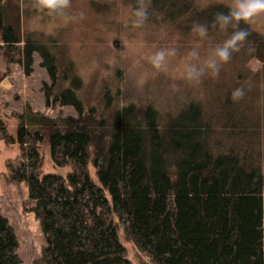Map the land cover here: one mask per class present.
<instances>
[{
	"label": "trees",
	"instance_id": "trees-1",
	"mask_svg": "<svg viewBox=\"0 0 264 264\" xmlns=\"http://www.w3.org/2000/svg\"><path fill=\"white\" fill-rule=\"evenodd\" d=\"M210 5L205 10L191 0H152L150 22L159 25L164 15L173 31L181 26L180 33L185 25L183 37H195L194 21L211 24L217 12L228 11L222 4ZM35 11L28 0H0V44L9 60L19 56L26 73L37 54L50 80L44 85L48 106H69L76 113L52 119L26 111L19 117L14 143L22 162L10 167L11 181L24 183L29 210L40 221L46 244L38 263L131 264L118 225L152 264H264V158L256 152L253 111L242 105L248 118L237 113L240 123H216V132L209 120L214 117L202 111L210 104L207 95L165 120L154 109L156 99L140 102V96L133 98L137 91L122 84L113 91L108 84L101 89L104 109H86L82 82L59 44L24 33L23 18ZM241 27L250 33L248 43L220 74L228 68L233 78L256 80L245 64L257 48L262 55L255 56L264 57V40L245 24ZM210 37L217 40L208 44L215 45L227 35L210 28ZM210 84L212 79L200 87L201 94ZM220 88L230 92L226 86L216 90ZM218 98L215 106L224 111L223 119L240 107L231 96L229 101L224 95ZM169 102L165 98L161 103ZM0 133L5 142L11 139L1 122ZM41 145L47 146L55 167H71L66 178L40 176ZM245 145L251 147L248 152ZM17 250L16 234L0 213V264H21Z\"/></svg>",
	"mask_w": 264,
	"mask_h": 264
},
{
	"label": "rangeland",
	"instance_id": "rangeland-1",
	"mask_svg": "<svg viewBox=\"0 0 264 264\" xmlns=\"http://www.w3.org/2000/svg\"><path fill=\"white\" fill-rule=\"evenodd\" d=\"M231 2L232 0H191V4L196 9L198 5H203L201 8L205 10L208 4L227 6ZM72 5L68 17L31 12L23 18V31L35 34L49 44H59L66 60L73 63L75 72L82 82L84 94L81 99H84L86 109L93 108L96 112H99V108L104 109L101 89L106 88V84L110 85L112 91L117 84L118 87L120 84L126 85L131 92L137 91L133 98L140 96L138 98L140 102L149 103L150 99H156L157 103L153 104L154 109L165 120L177 116L190 100L195 102L198 98L207 95L210 104L203 107L202 111L204 116L214 117L209 119L214 124V129L219 122L223 127L227 126V123H240L241 116L237 113L248 118V112L242 109L244 105V108L253 111L252 118L257 121L256 152L259 158H264V121L259 119L260 117L264 119V78H262L264 57L255 56L260 54L257 52L259 48L255 53L248 55L247 59L245 57L248 72H253L259 77L258 79H246L243 75H236L233 78L230 70L226 68L224 73L219 74L218 79L206 74L200 85L192 86L184 78L177 81L174 78L179 75L184 77L183 68L187 62V52L198 46L203 59L208 55L210 46H214L208 43H215L217 39L211 38L210 42H201L197 37L185 38L183 37V31H186L183 29L185 25L180 33L181 26L177 31H173L174 26H170V20L164 15L159 16V25L150 22L149 15V20L143 28H133L132 10L136 5H132L130 0H72ZM79 13H83L82 19ZM72 16L75 18H71ZM246 26L255 35H261L264 40V17ZM169 47H176L178 55L169 60L167 71L160 74L151 66L148 57L161 48ZM6 52L4 46L0 44V122L7 137L11 138L5 142L0 133V213L7 218L16 234L17 252L21 264H39L37 260L46 244L40 221L29 210L31 204L24 183L11 181L10 167H17L22 162L21 151L14 143L16 130L21 122L19 117L26 111L40 113L52 119L75 117L76 113L69 106L54 105V103L48 106L44 85H49L50 80L45 69L41 67V59L37 54L33 55L30 71L26 73L23 64L18 63L19 56L14 59L10 57L9 60ZM225 75L227 77L223 80ZM211 79L212 84L209 85L211 88L201 94L200 87ZM214 85L217 88L226 86L230 92L226 94L221 88L216 90L217 88H213ZM235 85L244 86L247 97L237 102L240 107L235 114L230 113L228 116L226 112L228 118L223 119L224 111L218 109L215 104L219 102L220 95H224L229 101L231 89ZM126 91H123L124 95ZM76 94L79 97L80 91ZM86 94L90 97H84ZM165 98L170 99V102L161 103ZM103 101L106 103L105 100ZM132 103L137 107L135 101ZM102 116L105 119L109 117L106 114ZM246 129L253 131L249 126H246ZM234 143L242 144L238 141ZM244 148L247 152L251 149L250 146L247 148V145ZM38 151L41 159L40 176L50 173L66 178L72 172L69 166L53 165L46 145H41ZM89 171L92 176L93 170L90 166ZM117 234L121 245L125 248L126 258L131 264H152L146 256L138 252L118 225Z\"/></svg>",
	"mask_w": 264,
	"mask_h": 264
},
{
	"label": "clouds",
	"instance_id": "clouds-1",
	"mask_svg": "<svg viewBox=\"0 0 264 264\" xmlns=\"http://www.w3.org/2000/svg\"><path fill=\"white\" fill-rule=\"evenodd\" d=\"M152 0H136L132 10L131 26L143 28L149 19V10ZM28 6L48 16H70L73 8L72 0H28ZM227 12H217L209 24L207 21H194L191 27L192 34L201 42L211 41L210 28L219 29L227 35L222 43L210 46L209 53L201 58L199 47H193L187 52V62L184 64V79L192 86L202 83L206 74L218 78L224 64L231 61L233 54L238 53L248 43L250 33L241 24L251 25L257 19L264 17V0H232L226 6ZM83 18V13L78 14ZM71 18H75L72 16ZM229 30H231L229 32ZM178 55L176 47L161 48L148 57L151 66L159 72H166L168 62ZM245 87H237L231 93V99L239 102L245 96Z\"/></svg>",
	"mask_w": 264,
	"mask_h": 264
}]
</instances>
